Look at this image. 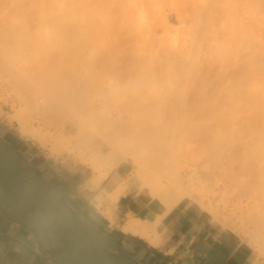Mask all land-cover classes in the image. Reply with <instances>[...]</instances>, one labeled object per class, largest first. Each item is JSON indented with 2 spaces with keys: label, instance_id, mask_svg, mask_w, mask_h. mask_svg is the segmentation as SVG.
Here are the masks:
<instances>
[{
  "label": "bare ground",
  "instance_id": "bare-ground-1",
  "mask_svg": "<svg viewBox=\"0 0 264 264\" xmlns=\"http://www.w3.org/2000/svg\"><path fill=\"white\" fill-rule=\"evenodd\" d=\"M2 9L16 16L17 24H26L23 25L26 28L22 27L24 31L32 29L36 23L43 30L47 28V36L55 35L57 39L52 38L51 41H59V44L69 45L72 40L76 44L80 43L77 45L103 43L106 48H115L123 43L135 44L136 73L131 75H135L132 85L135 82L136 95L133 94L134 89L130 94L136 96L133 98L137 118L130 125L126 117L128 114L123 113L125 117L113 115L111 120L114 131L108 143L107 137L111 135L108 133L110 120H107L108 124L99 123L95 133L82 121L90 117L84 107V104L86 107L89 105L83 99V93L89 88L83 86L84 73L87 72L84 68L83 71H77L68 64L66 54L62 56L59 52L47 51L48 54H44L43 47L38 51L45 56L39 58L36 54L38 51L33 55L31 47L28 50L29 45L35 43H31L32 37L27 36L21 40L8 34L7 38L0 37V60L8 54L9 46L18 42L26 55V61L32 64L28 71L18 67L15 70L9 61L11 58H6L9 62L2 61L5 65L10 63L7 66L12 68L8 70L17 73L19 79L15 78L16 81L19 80L18 84L26 88V92L21 87L16 91L11 84L14 80L9 81L16 93L23 92L18 93V96L24 99L22 101L25 104L14 108L11 113L6 112V117L9 121H17L22 134L41 145L52 140L59 145V149L65 147L64 142L69 141L70 137H65L62 132L63 114L69 112L71 115L70 111L76 112L80 109L76 105L81 104L83 107L81 111L78 110L79 114L71 112V116H74H68L71 121L76 116L82 118L80 121L83 125L79 132L88 133L86 137L89 136L92 145L99 144V151L105 150L100 142L101 138L106 137L103 135H107L104 142L114 144V151L110 148L113 153L109 157L116 161L124 154L131 156L137 166L132 180L139 183L148 198L158 201L161 208H156L154 218L149 216L143 219L127 212L119 227L123 233H131L156 244L155 222L159 216L183 197H200L199 203L204 205L206 202L205 206L210 207L215 215L219 213L220 221L236 230H242L255 240L258 247L264 249V0H0V11ZM0 20L1 30L12 25L10 22L6 24L1 16ZM54 41L50 44H54ZM101 49L106 50L105 47L95 50ZM112 56L116 63L113 66L114 72H117L120 64L114 59L115 55ZM121 58L125 60L126 57ZM75 70L85 72L80 74ZM122 78L126 81V78ZM129 79L132 82L133 79ZM33 84L39 89L43 88L42 93L46 89L43 95L40 94L41 90L38 92L37 102L32 101L34 95H38L35 92L38 88L35 90ZM33 92L37 95H32ZM112 105L114 107L115 102ZM75 107L78 109L75 110ZM35 109L43 113L36 110L41 118L46 115L58 121L59 132L54 134V130H43L39 125L33 126L30 121L28 123ZM141 111L144 113L142 116ZM92 112L91 115L95 116V111ZM169 115L175 117L174 124L172 117L171 127L165 123L170 121ZM80 135L85 137V134ZM179 137H184L183 143ZM186 142H191V145H186ZM57 146H53L52 150H57ZM188 155H191L190 163L197 177L188 175L187 170L177 168L182 157ZM92 160L91 168L97 173L92 174L90 181L98 185L107 176L108 170H101L103 164ZM165 160L168 165H165L168 167L166 172ZM144 162L153 165L159 174H150L145 170ZM170 169L172 174L170 172L168 175ZM165 179L169 181L168 185ZM196 179L197 183L205 182L207 188L209 184L210 193L214 189L219 190L218 197L223 202L224 210L231 205L237 207L236 210H231L232 206L230 210H220L213 196L205 200L202 196L204 188L201 196L194 188ZM124 189V182L120 183L111 193L106 194L105 199L115 201ZM242 193L247 198L244 208L236 200L240 201L237 197ZM63 200L68 204L64 197ZM102 200L104 198L98 196L95 205L101 206ZM108 217L110 223H113L114 219L109 213Z\"/></svg>",
  "mask_w": 264,
  "mask_h": 264
},
{
  "label": "rangeland",
  "instance_id": "rangeland-1",
  "mask_svg": "<svg viewBox=\"0 0 264 264\" xmlns=\"http://www.w3.org/2000/svg\"><path fill=\"white\" fill-rule=\"evenodd\" d=\"M6 10L7 9H5V10L2 9L0 11V16H1V18H3V20H4V22L6 24H10L11 23L12 25L10 26L11 28L10 27H7V29L6 28H4L2 30L0 29V37L4 36L2 38H7L6 36H8V35L10 36L11 35L12 37L13 36L15 38L17 37L16 38L17 40H21L22 38H25L27 36L30 37V38L32 37L33 40H31V43H33V42H35V43H33L32 45L30 44L29 47H28V50L31 47L30 48L31 51L30 50L29 51L32 52L33 55L35 54L34 52L38 51V49H40V48L43 47L42 49H45V50L42 51V52H44V54H46L47 52L48 53H50V52H52V53L59 52L60 54L59 53L58 54L59 55H62V56H64V54H66L68 56V59H69V61H68V64L69 65L74 66V69L76 68L77 71L82 70L83 68L85 69V71H87V72L84 71L85 72L84 73V72H82L83 70L81 72H77L75 70V72H77V73H80V74L81 73H84V75L86 74L85 77H84L85 78L84 79V82L85 83L83 84V86L84 87H86V86L89 87L88 90L85 93H83V99L85 100L84 102L87 101L86 103L89 105V106H87L88 107L87 108L85 106V104H84V107L86 108L85 110H87V112L90 113L89 114L90 117L89 118H86V120H85V118H84V120H82L83 122L86 123L85 125H87V126L89 125V128L91 130L92 129L94 130V132H93V130L91 131L90 129H88L89 131L95 133L96 131H98V126H99L98 124L101 123V125H102V124L106 123L107 120H108V122L111 121V123H110L111 124V127H110V129H109L110 131H108V133L109 134L113 133V131H114L112 129V125H113V122L112 121L113 120H111V119L114 116H119V115H122V116L125 117V115L128 114L126 117H127V120L129 121L130 125H133L135 123L134 122L135 121V118H137V114H136V112L134 110V103H135V98H136V96H135L136 95L135 82L132 85L133 81H135L134 78H133L135 75L134 76L131 75V74H135L136 73V69H135L136 67H134V65H135L134 53H135V51H133V48L135 50V44H132L131 45V43H123L120 46H117L115 48H111V46L109 48H106V46H104L103 43L91 44V46L90 45H77V44H80V43L77 42V44H76V41H73L72 40L73 42L72 41H69L70 42L69 45H66V43H65V45H66L65 46V45H63V43L62 44H59V41H57V43H56V41H54L55 39H57V37H54L55 35L52 36V37L50 35L47 36L48 34L46 33V31L48 29L45 28V30H43L44 28L41 27V26H39L37 23L35 24V26L32 29L31 28L30 29H25V31H26V33H25L24 28H22V27H25L23 25H26V24H23V23H20L21 25L17 24L18 23V18L16 16H14L11 12H9L7 10L9 12L8 13ZM27 24H31V23H27ZM6 34H8V35H6ZM32 34L34 36H32ZM24 35H26V36H24ZM52 38H54V40L51 41ZM40 39H41V41H40ZM53 41H54V44H52L53 45V47H52V45L50 44V42H53ZM38 43L39 44L41 43V44L39 45ZM34 45L36 46V49H35V46ZM42 45H44V46H42ZM98 45H100V46H98ZM20 47L22 48V46H20ZM20 47L18 45V42L17 43H13L12 45H10L9 46V49H8V54L5 55L6 57H3V60H5V62H6V61H8L7 60L8 58H11V59H9V61L11 60L10 63H11V65H13V67H14L13 69L16 70L17 67H18V69H20V70H22V69L25 68L28 71L29 69H31V65L32 64H31V62L26 61V55H25L24 52H22V49ZM102 47H105L106 50H103V49H101V50H95V49L102 48ZM70 48H71V50H70ZM109 49H111V50H109ZM48 50H50V51H48ZM77 50H78V52H77ZM108 51L109 52L111 51V52L109 53ZM38 52H40V51H38ZM38 52H36V54H37V56H39V58L41 56H45L42 52H40V53H38ZM74 52H76V53H74ZM83 53H85V54H83ZM105 53H107V54H105ZM112 55H115L116 58L114 57V59H116V62L118 61L117 63L120 64V66H118L119 68L117 67L119 69V71L117 69V72H114V68L115 67H113V66H115L116 63H114V60H112L113 59V56ZM111 56H112V58H111ZM108 57H110L111 59L108 58ZM121 57H126L127 59L125 58V60H127V61H125ZM132 58L134 59V61H133ZM0 59H2V58H0ZM3 60H0V62H1L0 63V66H1V69H0V118L2 119L0 121V136L4 137L8 142L11 143V145H14V146L20 147V146L25 145V144L32 146V148H34L38 153H40L39 156L45 161V163L50 168V170L51 171H54V172H57L58 173V176H60V177L62 176L64 178L66 176H67V178L70 177V176L72 178H74V175L73 176L70 175V172H73L74 170H76V168L80 164L83 165V166H86V168H87V169H85V173L83 175L84 177H86V175H88L91 172L93 174H96L97 172H93V170L91 168V164H92L91 163V159H93L92 160V162H93L95 160V158L96 159L98 158L97 160H95L96 162L95 161L94 162L95 163L98 162V164L100 163V165L103 164L101 170H109L113 165H115V164H117V163H119L121 161H128L129 164H130V166L132 167V170H131V172L129 174L130 179H131V181L133 183H135L137 189L142 190V188L139 187V183H137L136 181H133L132 180V177H133V175L135 173V170H136V167L137 166H136V164L133 163V160H132L131 156L128 155V154H124L119 159V161H116V160L110 158L109 157V154L111 152L113 153V151H114V144L111 142L110 145H109V144H106L104 142V139L107 137V135H103V136H106V137L101 138L100 145H102L103 147H105L104 148L105 150H102L103 153H101L102 151H99V146H98L99 144L97 145L96 143H93V145H92L91 140L88 139L89 136L86 137V134H88V133H80L79 132V129H80L81 125H83V122L80 121L82 118L79 119L76 116L77 118L75 117V118H73V121H71V117L74 116V115L73 116H71V115L75 111H70V114L71 115H69V112H68L67 115H65V113L63 114V118L61 120L62 121V126H63V131L62 132L65 135V137L68 136V138L69 137L70 138H69V141L64 142V144H66V145H65V147L64 146L63 147H60L61 149H59V147H58L59 145L56 144V143H54L52 140H50V142L49 141L48 142H45L44 143L45 145H41L37 141H35V140L31 139V138H28L27 135L22 134L20 132V130L18 129V123H17V121L16 120L9 121V119L6 117V112L11 113L14 110V108L19 107V106H23V104H25L23 102L24 99L23 98L20 99L18 95L22 94L23 92H26V88L20 86L22 84H20V85L18 84V81L19 80L16 81L15 78L19 77L17 75V73L14 74V71L13 70L12 71L11 70H8V68H12V66L9 67L10 66V63H8L9 61L7 62L9 64V66H7L8 64L5 65L6 63L5 62H2ZM2 63L5 65V69L7 68V71H5L7 73L4 72L5 69H4V67H3L4 65ZM132 63H133V65H132ZM15 66H16V68H15ZM110 66H111V68H110ZM80 67H81V69H80ZM127 68H129V69H127ZM2 69H4V70H2ZM102 69H104V70H102ZM131 71H132V73H131ZM12 72H13V74H12ZM118 72H121V74H123V75H121ZM113 74H114V76H113ZM15 75H16V77H14ZM118 75H121V76H118ZM7 77H9V80H8ZM122 77L126 78V81L129 78H131L133 80H131L132 82H130L129 81L130 79H129L126 82L125 80H123ZM17 79H19V78H17ZM11 80H14V81H12L13 83H11V84H13L14 88H16V91H17V88L21 87V90L23 89V92H18L20 94L16 93V91L13 89V86L9 82ZM129 82H130V84L127 85V83H129ZM125 83H126V85H125ZM14 84L15 85L18 84V85H16V87H15ZM33 86H34V84H33ZM131 86H133V87H131ZM126 87H128L127 90H126ZM35 88H38V87L37 86L36 87L34 86V89ZM42 89H39V88L37 90L35 89L36 90L35 92H37L38 95L35 92H33V94L31 93L32 95H34V94L37 95V96L34 95L35 99L32 98V95H31L32 101L35 100L34 102H37L36 100H39V99H36V98L39 97L40 90H41V93L40 94H42V95L45 94L44 92H46L45 91L46 89H44V92L43 93H42ZM133 89L135 90V92H133L134 91ZM127 91H129V92H127ZM118 92H120V93H118ZM132 92H133V94L135 93V95H131ZM24 95H25V93H24ZM90 95H92V96H90ZM133 97H135V98H133ZM117 99H119V100H117ZM143 99L144 98L142 97V100H141L142 105L144 103V100ZM128 101L131 104H129ZM114 102H115L114 107H116L115 109H114V107L112 105ZM121 103H123L125 105H123ZM12 104H13V106H11ZM117 104H120V105H117ZM80 105H76L80 109H78L77 107H75V110L77 108L79 111H81V107H83V106L82 105L80 106ZM129 105H130V107H129ZM103 106H105V108ZM124 108H125V110H124ZM63 109L67 112V109L66 108H63ZM36 110L38 111V113L43 114L38 109L33 110L32 115H30V117H32V119L29 117L28 123L30 121V124H32L33 126H36V125L38 126L39 125V126H41L43 128V130L44 129H46V130L47 129L48 130H54L55 131L54 134H56L57 132H59V129L57 127H59L60 124L58 123V121H56V120L52 119V117H48L46 115L45 116L42 115V118H41V116L37 113ZM64 110H63V112H64ZM78 110H76V112H78ZM111 110H113V111H111ZM141 110L144 111V108H142ZM92 111H95V113H96V115L94 114L95 116L91 115L93 113ZM142 111H141V113H142L141 116L144 114ZM60 112H61V110H60ZM76 112L74 114H76ZM130 112H131V117H130ZM77 114H79V112ZM59 115H61V114H59ZM64 115H65V118H64ZM68 116H71V117L69 118ZM133 117H134V119H133ZM172 117H173V124H174L175 117L173 115H169V118L168 119H170V121L165 122V123H168L170 125V127H171V125H173L172 122H171L172 121ZM48 118H50V119H48ZM59 118H61V117H59ZM100 118H102V119H100ZM103 118H105V119L107 118V119L106 120L105 119L103 120ZM63 119H64V121H63ZM45 120L46 121H50V122H47L48 124H50L49 126H48L47 123L44 122ZM90 120H91V123H90ZM108 122L106 124H108ZM168 124H167V126H169ZM80 134H85V137L81 136ZM112 136L113 135L111 134V135H109L107 137L108 143H109V140H111V137ZM82 137H83V139H82ZM183 139H184V137H179V140H181L182 143H183ZM105 144H106V146H105ZM185 144L186 145L188 144L190 146L191 145V142H188V143L186 142ZM55 145L56 146L58 145L57 146V150H52L53 149V146L56 147ZM110 148H112L111 150H113V151L110 152ZM106 152H107V154H106ZM98 153H99V155H98ZM100 157H102V159H100ZM104 161H106V162H104ZM190 161H191V155H188L187 157H182L181 161L178 163L177 168H178V170H187V174L188 175H192V176H196L197 177V173L194 171L193 166L191 165ZM32 162L35 164V160L34 159H32ZM166 163H167V161L165 160V163H164V172H166V170L168 169V167H166V166H168V165H166ZM144 167H145V170L147 169L150 172V174H152L154 176L159 174V173H156L157 170L154 168L153 165H149L146 162H144ZM170 172L172 174V169H170L167 174L169 175ZM71 180H73V179H71ZM193 180H195V178ZM198 181L201 182V180H198ZM206 182L208 183V181H206ZM165 183L168 185L169 181H166V179H165ZM198 183H197V179H196V183H195V181L193 183L194 188L199 191V195L201 194V190L204 188L205 191L202 192L203 193L202 196L205 197V200H206V197L208 199L211 196H213L214 197V201L215 202L217 201L216 203L218 204V207H219L220 210L221 209H222V211L230 210L231 206H232L231 210H236L237 207H235L233 205H231L230 207H227V209L224 210L223 209L224 205L222 204L223 202H221V200H219L220 198L218 197L220 195L219 192H218L219 190L216 191L217 189H214V192L211 191V193H210V191H209L210 190L209 189L210 188L209 187V184H207L208 185V188H207V186H204V183L205 182H202V183H199V184ZM91 186L92 187H95V186H97V184H92ZM242 194L241 195H238V197H237V198H239L240 201H238V199H236V200H237V202H240V203H238V205H240L242 203L240 207L244 208L246 206L245 203L247 201L246 200L247 198L245 197L244 194L243 195ZM239 196H241V197H239ZM242 196H243V198H242ZM185 199H187V200L191 201L193 204H195L203 213H205L208 216V218L211 221L216 222L220 226H222V227H224L226 229H230L231 231H233L234 233H236L239 236V238L241 239L243 245L246 248H248V250L250 251V253L252 254V256L255 258V261H260V262H263L264 263V249L260 248V246L258 247V245L254 242L255 240H253L251 237H249L248 235H246V233H244L242 230H239V229L236 230L234 227L230 226L229 224H224L222 221H220V218H221L220 216L221 215H219V213H217L215 215L213 213L214 211L212 212V210H211L210 207H206L207 206V203L206 202L204 203V205H201L199 203L200 197H185ZM65 200L68 201V204L71 205V203H70L69 200H67V199H65ZM205 204H206V206H205ZM100 207L101 206H99V207L96 206V208H98L99 210H101L100 212L102 214H104L105 217L108 218V220H109L108 213L111 215L110 209L108 207H105L104 209L103 208L100 209ZM106 212H108V213H106ZM95 219L102 225V227H104V229H106L107 231H109L112 235H114V236H116L118 238H121L122 237L121 236V232L122 231L119 228L120 227V224H117L119 229H116L115 227H111V226H113V224L115 222L111 223V226H108L107 223L104 221V219L101 216H97V217L95 216Z\"/></svg>",
  "mask_w": 264,
  "mask_h": 264
},
{
  "label": "crops",
  "instance_id": "crops-1",
  "mask_svg": "<svg viewBox=\"0 0 264 264\" xmlns=\"http://www.w3.org/2000/svg\"><path fill=\"white\" fill-rule=\"evenodd\" d=\"M14 147L53 190L70 201L71 207L101 227L95 216H101L108 226H111V223L101 210L96 208L98 196L104 198L100 209L105 206L110 209L115 222L111 227L116 229H119L117 224L124 221L127 212L143 219L149 216L154 218L156 208H161L159 202L152 201L131 181L129 174L132 167L128 161L113 165L107 176L97 186L92 187L93 173L83 176L86 166L80 164L76 170L70 172L74 178L60 177L57 172L50 170L39 156L40 153L32 146L25 144ZM123 182V193L118 195L115 201L106 200V194L111 193ZM155 232L156 244L131 233L121 232V238L115 237L130 252L148 264H264L255 261L236 233L211 221L185 197L159 216L155 222ZM0 264H49L47 253L41 249L32 231L7 217L1 210Z\"/></svg>",
  "mask_w": 264,
  "mask_h": 264
},
{
  "label": "water",
  "instance_id": "water-1",
  "mask_svg": "<svg viewBox=\"0 0 264 264\" xmlns=\"http://www.w3.org/2000/svg\"><path fill=\"white\" fill-rule=\"evenodd\" d=\"M0 210L32 231L49 264H147L103 227L74 211L1 137Z\"/></svg>",
  "mask_w": 264,
  "mask_h": 264
},
{
  "label": "flooded vegetation",
  "instance_id": "flooded-vegetation-1",
  "mask_svg": "<svg viewBox=\"0 0 264 264\" xmlns=\"http://www.w3.org/2000/svg\"><path fill=\"white\" fill-rule=\"evenodd\" d=\"M2 137V136H1ZM4 140H6L4 137H2ZM7 141V140H6ZM8 142V141H7ZM10 143V142H9Z\"/></svg>",
  "mask_w": 264,
  "mask_h": 264
},
{
  "label": "built area",
  "instance_id": "built-area-1",
  "mask_svg": "<svg viewBox=\"0 0 264 264\" xmlns=\"http://www.w3.org/2000/svg\"><path fill=\"white\" fill-rule=\"evenodd\" d=\"M2 119L0 118V121H1Z\"/></svg>",
  "mask_w": 264,
  "mask_h": 264
}]
</instances>
